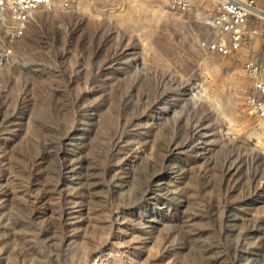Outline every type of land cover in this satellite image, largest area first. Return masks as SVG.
<instances>
[{"label": "rangeland", "instance_id": "rangeland-1", "mask_svg": "<svg viewBox=\"0 0 264 264\" xmlns=\"http://www.w3.org/2000/svg\"><path fill=\"white\" fill-rule=\"evenodd\" d=\"M167 2L0 17V264H264L248 56Z\"/></svg>", "mask_w": 264, "mask_h": 264}, {"label": "built area", "instance_id": "built-area-1", "mask_svg": "<svg viewBox=\"0 0 264 264\" xmlns=\"http://www.w3.org/2000/svg\"><path fill=\"white\" fill-rule=\"evenodd\" d=\"M76 0H0V17L12 21L11 34L20 35L32 14L57 3L71 7ZM170 9L182 13L192 0H168ZM219 10L209 20L213 37L202 41L223 55L246 53L242 70L250 77L251 90L245 97L250 111L264 119V0H218ZM251 38H254L252 40Z\"/></svg>", "mask_w": 264, "mask_h": 264}]
</instances>
